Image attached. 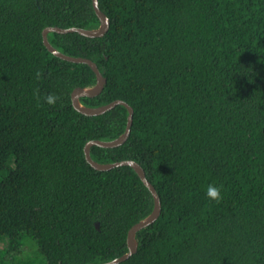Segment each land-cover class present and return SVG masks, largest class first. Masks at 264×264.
<instances>
[{
  "label": "trees",
  "instance_id": "obj_1",
  "mask_svg": "<svg viewBox=\"0 0 264 264\" xmlns=\"http://www.w3.org/2000/svg\"><path fill=\"white\" fill-rule=\"evenodd\" d=\"M98 1L104 35L48 40L106 78L84 106L134 108L125 142L90 147L100 164L138 162L161 199L119 264H264V0ZM50 26L97 30L101 19L93 0H0V264L25 236L48 264L105 263L129 252L155 197L134 167L87 159L86 144L121 137L130 112L74 105L98 76L49 50Z\"/></svg>",
  "mask_w": 264,
  "mask_h": 264
},
{
  "label": "water",
  "instance_id": "obj_2",
  "mask_svg": "<svg viewBox=\"0 0 264 264\" xmlns=\"http://www.w3.org/2000/svg\"><path fill=\"white\" fill-rule=\"evenodd\" d=\"M94 1V6L96 9L97 14L99 15L100 19H101V27L100 29L97 30H84L81 28H77V27H71V28H58V27H47L44 29L43 31V36H44V43L45 45L49 48V50H51L52 52H54L55 54L69 60L72 62H85L89 65H91V67L96 71L97 76H98V82L97 85L91 88H95V90L91 91V88H87V89H77L73 92L72 94V98L74 101V105L81 111L88 113V114H97V113H101L105 110L114 108L116 105L118 104H122L125 105L128 109H129V117H128V126H127V130L126 132L119 137L118 139L111 141V142H105V141H100V140H93L90 141L86 144L85 146V153H86V157L87 159L97 168L99 169H110L112 167L115 166H123V165H130L132 167H134L137 172L139 173L141 180L144 181V183L146 184V186L150 189V191L153 193L154 197H155V209L153 211V213L146 218L145 220L139 222L138 224L134 225L128 234V245H129V252L121 257L116 258L114 260H111L109 262H105V263H100V264H119L125 260H127L132 254H134L137 251V247H138V241L136 239V234L139 230H141L142 228H145L147 226H149L152 222H154L159 215L161 214V199L160 196L155 188V186L148 181L146 178V173L145 170L143 169V167L136 161L134 160H124V161H119L118 163H112V164H100L96 161H94L91 157L90 154V147L94 144H98V145H102V146H117L122 144L123 142H125L131 132V126L133 124V114H134V108L127 103L124 100H115L112 103L102 106V107H98V108H89L84 106L81 102H80V97L84 96V95H96L98 93H100L106 83V78L102 75V73L100 72L98 65L94 63V61L90 60V59H86V58H82V57H72V56H67L64 55L62 53H60L59 51H57L54 47H52V45L50 44L49 40H48V34L52 31H58L61 33H70V32H80L81 34L87 35V36H102L104 35L110 28V19L108 16H106L105 14L102 13V11L99 8V1L98 0H93Z\"/></svg>",
  "mask_w": 264,
  "mask_h": 264
},
{
  "label": "rangeland",
  "instance_id": "obj_3",
  "mask_svg": "<svg viewBox=\"0 0 264 264\" xmlns=\"http://www.w3.org/2000/svg\"><path fill=\"white\" fill-rule=\"evenodd\" d=\"M14 164V159L10 160ZM9 246L7 237H0V250L4 251ZM1 264H48L45 256L40 252L37 242L30 236L22 240L19 252L15 255L3 254Z\"/></svg>",
  "mask_w": 264,
  "mask_h": 264
},
{
  "label": "clouds",
  "instance_id": "obj_4",
  "mask_svg": "<svg viewBox=\"0 0 264 264\" xmlns=\"http://www.w3.org/2000/svg\"><path fill=\"white\" fill-rule=\"evenodd\" d=\"M57 97L48 95L46 100L49 104L55 103ZM206 195L210 200L220 201L223 199L222 185L216 183H209L206 187Z\"/></svg>",
  "mask_w": 264,
  "mask_h": 264
},
{
  "label": "bare ground",
  "instance_id": "obj_5",
  "mask_svg": "<svg viewBox=\"0 0 264 264\" xmlns=\"http://www.w3.org/2000/svg\"><path fill=\"white\" fill-rule=\"evenodd\" d=\"M95 90V88H91V91Z\"/></svg>",
  "mask_w": 264,
  "mask_h": 264
}]
</instances>
